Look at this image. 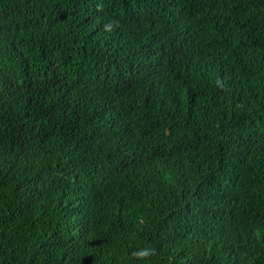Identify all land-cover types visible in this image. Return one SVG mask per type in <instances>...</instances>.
Here are the masks:
<instances>
[{
    "label": "trees",
    "instance_id": "trees-1",
    "mask_svg": "<svg viewBox=\"0 0 264 264\" xmlns=\"http://www.w3.org/2000/svg\"><path fill=\"white\" fill-rule=\"evenodd\" d=\"M0 264H264V0H0Z\"/></svg>",
    "mask_w": 264,
    "mask_h": 264
},
{
    "label": "clouds",
    "instance_id": "clouds-1",
    "mask_svg": "<svg viewBox=\"0 0 264 264\" xmlns=\"http://www.w3.org/2000/svg\"><path fill=\"white\" fill-rule=\"evenodd\" d=\"M155 254L154 250L151 248H143L139 249L132 253L133 257H135L138 260L146 261L150 259Z\"/></svg>",
    "mask_w": 264,
    "mask_h": 264
}]
</instances>
